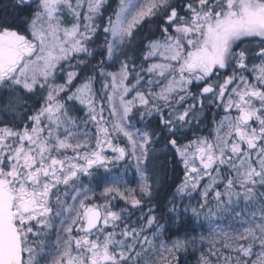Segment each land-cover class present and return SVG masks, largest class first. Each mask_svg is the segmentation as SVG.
<instances>
[{
	"label": "snow or ice",
	"instance_id": "obj_1",
	"mask_svg": "<svg viewBox=\"0 0 264 264\" xmlns=\"http://www.w3.org/2000/svg\"><path fill=\"white\" fill-rule=\"evenodd\" d=\"M203 228L197 264H264V0H0V264H186Z\"/></svg>",
	"mask_w": 264,
	"mask_h": 264
},
{
	"label": "rangeland",
	"instance_id": "obj_2",
	"mask_svg": "<svg viewBox=\"0 0 264 264\" xmlns=\"http://www.w3.org/2000/svg\"><path fill=\"white\" fill-rule=\"evenodd\" d=\"M68 19H71L70 17ZM78 115H80V113H78ZM83 115V114H82ZM205 124L207 125L208 124V121L205 122ZM211 132V127L210 126H205L202 128V133L203 135L207 136L209 135V133ZM69 155H71V151L69 150ZM129 175H131V173H129ZM104 177V173H103V170H99L95 177L93 178H85V183H88L89 181H91V186L95 187V185L97 183H99ZM133 187V186H131ZM114 203H118L120 206H124L123 204V201H115ZM197 204V200H192V205L195 206ZM145 211H147V209L145 208ZM228 223L227 220H222L221 221V226H224ZM204 230H200V232L204 235V236H208L213 242L214 244L216 245V248L217 249H220V243L222 242V238L220 236H217L215 238V240H213V237L211 236V234L208 232L207 228H203ZM55 231V229L53 230ZM161 264H163V262L161 261Z\"/></svg>",
	"mask_w": 264,
	"mask_h": 264
},
{
	"label": "trees",
	"instance_id": "obj_3",
	"mask_svg": "<svg viewBox=\"0 0 264 264\" xmlns=\"http://www.w3.org/2000/svg\"><path fill=\"white\" fill-rule=\"evenodd\" d=\"M110 2L114 5L115 4V0H110ZM208 121V120H206ZM183 179V174H182V169L176 174L174 175L171 180L170 183L174 182V181H178V180H182ZM136 187L134 184L130 185V187ZM124 205V202L121 203ZM200 230H204V229H200ZM205 239H203L202 241H200L197 245V251L194 254H190L189 256H187L186 258V264H197V260L199 258V255L201 252L207 254L209 253V249L215 245L214 242L208 237V236H204ZM216 247V245H215ZM217 249V248H216ZM217 250H222V249H217ZM209 259L211 261H215V257L210 256Z\"/></svg>",
	"mask_w": 264,
	"mask_h": 264
},
{
	"label": "flooded vegetation",
	"instance_id": "obj_4",
	"mask_svg": "<svg viewBox=\"0 0 264 264\" xmlns=\"http://www.w3.org/2000/svg\"><path fill=\"white\" fill-rule=\"evenodd\" d=\"M83 113H80V115L82 116Z\"/></svg>",
	"mask_w": 264,
	"mask_h": 264
}]
</instances>
